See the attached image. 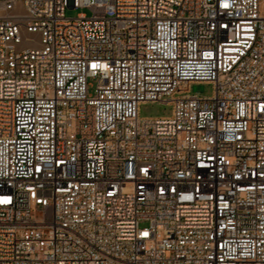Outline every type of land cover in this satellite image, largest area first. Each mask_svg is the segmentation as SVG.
Segmentation results:
<instances>
[{
	"label": "built area",
	"instance_id": "2783aa9c",
	"mask_svg": "<svg viewBox=\"0 0 264 264\" xmlns=\"http://www.w3.org/2000/svg\"><path fill=\"white\" fill-rule=\"evenodd\" d=\"M0 264H264V0H0Z\"/></svg>",
	"mask_w": 264,
	"mask_h": 264
},
{
	"label": "rangeland",
	"instance_id": "374dc122",
	"mask_svg": "<svg viewBox=\"0 0 264 264\" xmlns=\"http://www.w3.org/2000/svg\"><path fill=\"white\" fill-rule=\"evenodd\" d=\"M81 13L85 14L87 17L91 16L89 10H67L66 16L68 18H76ZM37 38V36H33ZM37 47V46H34ZM90 95L95 96V90L98 86V81L95 79H90ZM190 93L192 95H198L200 97H211L214 93V86L209 83H195L191 86ZM172 107L163 103H148L144 104L140 108V116L141 117H164L171 114Z\"/></svg>",
	"mask_w": 264,
	"mask_h": 264
}]
</instances>
